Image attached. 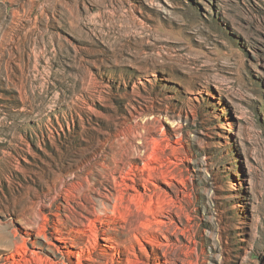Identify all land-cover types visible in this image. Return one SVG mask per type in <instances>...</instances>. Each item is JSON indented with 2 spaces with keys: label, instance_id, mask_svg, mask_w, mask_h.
Instances as JSON below:
<instances>
[{
  "label": "rangeland",
  "instance_id": "rangeland-1",
  "mask_svg": "<svg viewBox=\"0 0 264 264\" xmlns=\"http://www.w3.org/2000/svg\"><path fill=\"white\" fill-rule=\"evenodd\" d=\"M0 264H264V0H0Z\"/></svg>",
  "mask_w": 264,
  "mask_h": 264
},
{
  "label": "bare ground",
  "instance_id": "bare-ground-1",
  "mask_svg": "<svg viewBox=\"0 0 264 264\" xmlns=\"http://www.w3.org/2000/svg\"><path fill=\"white\" fill-rule=\"evenodd\" d=\"M138 142H139L140 148H141V149H144L143 151L146 152V150H147V148H148V143L146 142V138L143 137V135H141V138H139ZM85 184H86V182L83 181L82 183H80V186H81V187H84ZM74 189L80 191V189L77 188V187H74Z\"/></svg>",
  "mask_w": 264,
  "mask_h": 264
}]
</instances>
